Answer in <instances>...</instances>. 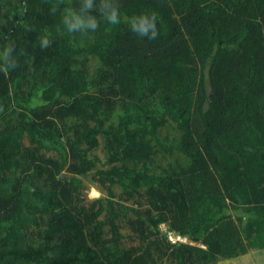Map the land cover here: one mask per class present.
<instances>
[{"label": "trees", "instance_id": "1", "mask_svg": "<svg viewBox=\"0 0 264 264\" xmlns=\"http://www.w3.org/2000/svg\"><path fill=\"white\" fill-rule=\"evenodd\" d=\"M112 2L0 0V264L263 258L264 0Z\"/></svg>", "mask_w": 264, "mask_h": 264}, {"label": "clouds", "instance_id": "2", "mask_svg": "<svg viewBox=\"0 0 264 264\" xmlns=\"http://www.w3.org/2000/svg\"><path fill=\"white\" fill-rule=\"evenodd\" d=\"M99 8L100 14L110 24L120 22V12L112 0H81L78 9H69L63 17V24L69 33L94 32L97 28V19L92 10ZM130 29L140 36L156 35L154 20L146 15H138L129 19ZM47 43V41H45Z\"/></svg>", "mask_w": 264, "mask_h": 264}, {"label": "rangeland", "instance_id": "3", "mask_svg": "<svg viewBox=\"0 0 264 264\" xmlns=\"http://www.w3.org/2000/svg\"><path fill=\"white\" fill-rule=\"evenodd\" d=\"M160 134H161L162 140L172 139V131L169 128L168 129L165 128L164 130L161 131ZM84 185L88 188V195H87L88 199L92 200V199H96L102 196L101 191L98 189V187L94 186L91 183L88 176L84 178ZM160 230L164 233V231L167 230V228L165 225H161ZM183 245H194V246L203 248L202 245L198 243H193L189 239H187V242ZM260 256L261 255H258L256 252H250L244 256H241L239 258L232 259V260H220L219 259L217 264H264V257L260 258Z\"/></svg>", "mask_w": 264, "mask_h": 264}, {"label": "built area", "instance_id": "4", "mask_svg": "<svg viewBox=\"0 0 264 264\" xmlns=\"http://www.w3.org/2000/svg\"><path fill=\"white\" fill-rule=\"evenodd\" d=\"M164 234L167 237V240L170 242L172 245H183L187 242L186 237H182L180 235H177L169 230H165Z\"/></svg>", "mask_w": 264, "mask_h": 264}]
</instances>
